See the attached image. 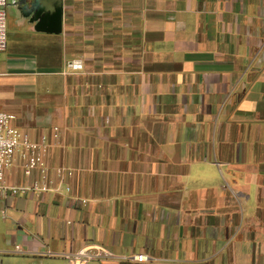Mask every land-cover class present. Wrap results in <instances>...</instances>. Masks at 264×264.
Listing matches in <instances>:
<instances>
[{
	"label": "crops",
	"instance_id": "0c3cea01",
	"mask_svg": "<svg viewBox=\"0 0 264 264\" xmlns=\"http://www.w3.org/2000/svg\"><path fill=\"white\" fill-rule=\"evenodd\" d=\"M18 1L0 112L72 175L0 199V264H264V0Z\"/></svg>",
	"mask_w": 264,
	"mask_h": 264
},
{
	"label": "built area",
	"instance_id": "2783aa9c",
	"mask_svg": "<svg viewBox=\"0 0 264 264\" xmlns=\"http://www.w3.org/2000/svg\"><path fill=\"white\" fill-rule=\"evenodd\" d=\"M5 8L6 0H0V53L6 48V31H5ZM80 64L72 62L67 64V69L76 71ZM15 117L13 115L0 112V199L7 197H23L31 192L46 193L58 190L67 177H71L72 172L66 168H57L53 171L54 180L49 178V168L45 162L47 145L45 138L40 141H34L30 136L14 127ZM54 139L58 137V129H52ZM17 165L23 177L30 178L36 174L37 179L33 180L28 186H10L6 182L9 171ZM64 191L68 192L69 188L64 186ZM1 216L4 213L1 212ZM17 250V247L16 249ZM72 264H86L92 260H109L114 259L113 254L107 249L90 245L89 248L80 249L73 255H63ZM132 261L142 263L147 261L145 255H137L131 258Z\"/></svg>",
	"mask_w": 264,
	"mask_h": 264
},
{
	"label": "water",
	"instance_id": "95a60500",
	"mask_svg": "<svg viewBox=\"0 0 264 264\" xmlns=\"http://www.w3.org/2000/svg\"><path fill=\"white\" fill-rule=\"evenodd\" d=\"M60 1L61 0H19L17 4H19L20 12L30 14L32 12H35L36 9L38 10V5L40 4L47 6L48 10L51 12L56 9ZM54 21H57V25H55L56 23L53 22L51 26L53 28V31L58 34L60 33V22L56 19H54Z\"/></svg>",
	"mask_w": 264,
	"mask_h": 264
},
{
	"label": "rangeland",
	"instance_id": "374dc122",
	"mask_svg": "<svg viewBox=\"0 0 264 264\" xmlns=\"http://www.w3.org/2000/svg\"><path fill=\"white\" fill-rule=\"evenodd\" d=\"M7 15H8V14H7ZM1 221H2V220H1V218H0V223H1ZM0 225H1V224H0Z\"/></svg>",
	"mask_w": 264,
	"mask_h": 264
}]
</instances>
